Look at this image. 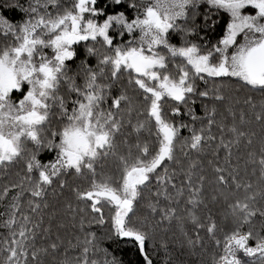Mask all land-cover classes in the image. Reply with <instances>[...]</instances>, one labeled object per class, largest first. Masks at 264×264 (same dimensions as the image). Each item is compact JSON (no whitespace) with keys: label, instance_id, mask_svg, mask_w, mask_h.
<instances>
[{"label":"snow or ice","instance_id":"6c2138e0","mask_svg":"<svg viewBox=\"0 0 264 264\" xmlns=\"http://www.w3.org/2000/svg\"><path fill=\"white\" fill-rule=\"evenodd\" d=\"M14 167L0 264H154L173 225L162 264H264V0H0V174Z\"/></svg>","mask_w":264,"mask_h":264},{"label":"trees","instance_id":"16d2710c","mask_svg":"<svg viewBox=\"0 0 264 264\" xmlns=\"http://www.w3.org/2000/svg\"><path fill=\"white\" fill-rule=\"evenodd\" d=\"M13 2H14V0H13ZM21 2H24V0H21ZM103 2H104V0H101V3H103ZM117 10H119V9H117ZM109 11H111V9H109ZM5 15L13 23L17 22L20 19V16L15 12H11V13L6 12ZM129 15H131V13H129ZM222 15H224L226 17V14L222 13ZM125 38H127V37H125ZM173 42L178 43L179 42L178 37ZM94 59L95 58L91 59L92 64H93ZM94 62H95V60H94ZM76 63H79V60H77ZM62 91H63V89H62ZM246 94H247L246 90H244V89H241L239 92H233L232 93L233 98H235L236 96H239V98L241 100V103L239 105H237L238 110H239V108H244L245 111H249L248 106L243 104V99L245 98ZM252 95L255 97V102L258 105L260 103V99H261L260 95L257 93H252ZM196 111H197L198 115H203V112L201 111L199 103H197V105H196ZM56 124H57V121L53 122V126H56ZM183 134L186 135L187 133L184 132ZM221 155H223V153H221ZM17 170H18V167H14L12 169V173H10L8 176L0 174V187H2L3 184H5L9 179H13L14 173ZM68 179H69V182L71 183L72 178L69 177ZM65 195H68L67 190H65ZM63 200H64V197L61 196L58 198V200H52V203H54L57 208H60L63 204ZM4 210L5 209H4L3 205L0 204V212H3ZM50 210L51 209H49V211ZM213 211H214L215 215L217 216V219L219 220L221 218V213L223 212V207L221 205H217L213 208ZM67 219L70 221L71 218L68 217ZM258 223H259V221H257V224ZM46 225H47V220H45V226ZM93 230H96V229L94 228ZM174 231H175V226L173 225V229L171 231H169L167 233H160L157 235L155 241H149V250L153 253L154 264H162V261H163L164 252H163V250L159 249V243H160L161 238L167 239L169 241V249H170V251L173 252L174 255L179 253V245L172 239ZM53 233H55V228L53 229ZM3 234H4V230L2 228H0V236H2ZM75 234H76V230L72 229L70 226L67 229L61 230V235L64 237V240H65V244L60 250L61 253H63L64 247H67V241L69 239H71L72 242L75 243ZM201 236L205 237V240L207 242L208 251L210 253L212 250L211 243L207 241V237L205 236V233L201 232ZM53 238H55L54 235H53ZM153 243H155V245H156L155 249L152 248ZM104 246L108 247L109 251L113 252L114 255H116L118 257L123 256V258L125 260L138 259V257L133 256L132 250L130 248H127V249H125V251L121 252L120 249H118L115 245L106 243ZM120 247L123 248L124 246L121 245ZM77 254L78 253L76 251H70L69 252V256H71V257H74ZM58 258H62V256L58 257ZM179 258L182 259L183 261H185V264H201V261L203 259H205L206 257L201 256L199 250H197V254L195 256H192V255L186 253L185 255L180 256ZM140 264H142V261L140 262Z\"/></svg>","mask_w":264,"mask_h":264},{"label":"flooded vegetation","instance_id":"af4514ba","mask_svg":"<svg viewBox=\"0 0 264 264\" xmlns=\"http://www.w3.org/2000/svg\"><path fill=\"white\" fill-rule=\"evenodd\" d=\"M79 51H80V53H81V57H82V53H83V48H82V46L79 48ZM92 59H93V58H92ZM94 60H95V59H94ZM94 60H93V65L95 64ZM72 66L75 67V64H73ZM14 99H15V97H14ZM53 122H56V121L54 120ZM42 157H43L45 160H47V159H51V154H42Z\"/></svg>","mask_w":264,"mask_h":264}]
</instances>
